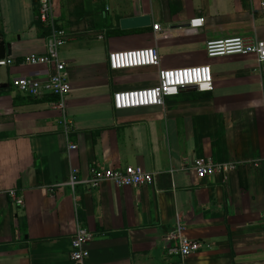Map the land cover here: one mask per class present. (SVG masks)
<instances>
[{"label":"crops","instance_id":"1","mask_svg":"<svg viewBox=\"0 0 264 264\" xmlns=\"http://www.w3.org/2000/svg\"><path fill=\"white\" fill-rule=\"evenodd\" d=\"M262 3L52 0L67 37L59 53L70 84L64 108L55 97L22 96L12 87L17 77L47 79L52 66L0 69V264H70L77 226L92 234L85 264H164L177 226L201 243L183 264H264V76L254 55H205L210 40H264ZM0 6L10 56L46 54L36 0ZM138 16L151 25L120 29L121 19ZM199 17L203 27L188 30ZM156 23L165 37L155 38ZM117 29L124 33L114 35ZM146 47L156 48L163 69L208 65L212 90L189 88L160 106L115 110V92L155 86L159 69L112 71L108 54ZM197 159L236 167L198 179ZM127 166L153 174V186L67 184L72 170L88 179L92 170ZM12 189L23 205L7 196Z\"/></svg>","mask_w":264,"mask_h":264},{"label":"built area","instance_id":"2","mask_svg":"<svg viewBox=\"0 0 264 264\" xmlns=\"http://www.w3.org/2000/svg\"><path fill=\"white\" fill-rule=\"evenodd\" d=\"M38 5V22L48 32L47 52L41 56H23L15 59L11 56L0 58V69L13 66H47L53 68L50 76L45 80H36L30 77H17L12 80V87L22 96L41 98L52 96L57 99V106L64 108V101L70 91V84L65 65L59 60V53L67 41L66 32L58 25L52 8V0H36ZM264 7V3L261 4ZM1 17V6H0ZM204 18H194L188 22V30L195 31L203 27ZM155 38L166 36L161 25H152ZM205 55L208 59L229 55H254L257 59L259 73L264 76V40L249 37H236L207 41ZM108 64L112 71L156 67L158 68V82L155 86L118 91L112 95V103L115 110H127L160 106L168 97L179 95L182 91L193 88L197 92H210L213 88L212 73L208 65L187 66L172 69L160 67L159 56L156 48L146 47L131 50L113 51L108 54ZM264 97V91H263ZM72 123L64 120L65 130L71 129ZM75 150L76 146L69 147ZM254 167L259 162L253 163ZM236 164L217 165L209 159H197L194 162V171L198 179H203L215 174H227L235 169ZM108 181L119 187L153 186V174L143 172L139 167L127 166L122 170L102 169L92 170L88 179H78L76 170H72L68 185L73 189L75 185L95 188L99 183ZM7 196L17 205H23L22 198L17 196L16 190L7 192ZM185 228L177 226L168 235V240L175 245L167 250L164 264H183V260L201 249V243L189 239L184 234ZM92 240V234L82 226H77L71 238L70 264H85L89 257L87 245ZM176 258L177 261H172Z\"/></svg>","mask_w":264,"mask_h":264},{"label":"water","instance_id":"3","mask_svg":"<svg viewBox=\"0 0 264 264\" xmlns=\"http://www.w3.org/2000/svg\"><path fill=\"white\" fill-rule=\"evenodd\" d=\"M151 25L150 17L148 16H138L132 18H125L119 21V26L121 30H132L138 28H145ZM11 55V46L6 44L2 38H0V58ZM3 85L0 84V88Z\"/></svg>","mask_w":264,"mask_h":264},{"label":"trees","instance_id":"4","mask_svg":"<svg viewBox=\"0 0 264 264\" xmlns=\"http://www.w3.org/2000/svg\"><path fill=\"white\" fill-rule=\"evenodd\" d=\"M43 30H44L43 36H47L48 32L45 29H43ZM122 33H124V32L123 31H120L119 29H117V30H115L113 32L114 35H120Z\"/></svg>","mask_w":264,"mask_h":264}]
</instances>
